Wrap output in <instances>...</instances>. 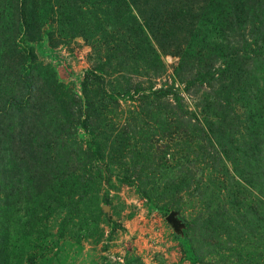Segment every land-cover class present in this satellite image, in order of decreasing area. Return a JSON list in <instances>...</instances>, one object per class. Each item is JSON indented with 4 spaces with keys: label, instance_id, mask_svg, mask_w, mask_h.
<instances>
[{
    "label": "rangeland",
    "instance_id": "1",
    "mask_svg": "<svg viewBox=\"0 0 264 264\" xmlns=\"http://www.w3.org/2000/svg\"><path fill=\"white\" fill-rule=\"evenodd\" d=\"M0 264H264V0H0Z\"/></svg>",
    "mask_w": 264,
    "mask_h": 264
}]
</instances>
